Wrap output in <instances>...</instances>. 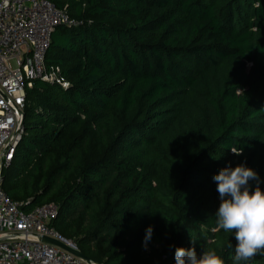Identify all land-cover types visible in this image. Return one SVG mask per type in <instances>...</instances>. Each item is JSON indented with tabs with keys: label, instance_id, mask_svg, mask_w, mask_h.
Instances as JSON below:
<instances>
[{
	"label": "trees",
	"instance_id": "1",
	"mask_svg": "<svg viewBox=\"0 0 264 264\" xmlns=\"http://www.w3.org/2000/svg\"><path fill=\"white\" fill-rule=\"evenodd\" d=\"M48 1L77 22L44 58L68 86L25 89L2 189L24 211L57 204L52 225L101 264H142L145 243L150 264L176 248L234 264L213 177L243 164L264 191V0Z\"/></svg>",
	"mask_w": 264,
	"mask_h": 264
},
{
	"label": "built area",
	"instance_id": "2",
	"mask_svg": "<svg viewBox=\"0 0 264 264\" xmlns=\"http://www.w3.org/2000/svg\"><path fill=\"white\" fill-rule=\"evenodd\" d=\"M59 24L77 22L48 0H0V264H101L49 241L80 252L52 225L57 204L45 202L24 211L1 187V170L24 134L25 89L33 79L68 86L59 67H47L44 60Z\"/></svg>",
	"mask_w": 264,
	"mask_h": 264
},
{
	"label": "clouds",
	"instance_id": "3",
	"mask_svg": "<svg viewBox=\"0 0 264 264\" xmlns=\"http://www.w3.org/2000/svg\"><path fill=\"white\" fill-rule=\"evenodd\" d=\"M231 151L235 155L243 153L242 148H231ZM213 180L221 200L215 214L217 230L235 233L234 264L264 253V191L259 187L258 174L241 164L222 169ZM250 180L257 182L254 191L250 190ZM151 235L149 227L145 239L149 240ZM175 264H224V261L214 250L204 251L198 258L195 248H176Z\"/></svg>",
	"mask_w": 264,
	"mask_h": 264
},
{
	"label": "rangeland",
	"instance_id": "4",
	"mask_svg": "<svg viewBox=\"0 0 264 264\" xmlns=\"http://www.w3.org/2000/svg\"><path fill=\"white\" fill-rule=\"evenodd\" d=\"M26 153V152H25ZM28 154V152L26 153ZM23 164V159L20 160V162L17 163V166H21ZM150 246L149 244L145 243L143 245V255H142V264H150L151 263V258H150Z\"/></svg>",
	"mask_w": 264,
	"mask_h": 264
},
{
	"label": "water",
	"instance_id": "5",
	"mask_svg": "<svg viewBox=\"0 0 264 264\" xmlns=\"http://www.w3.org/2000/svg\"><path fill=\"white\" fill-rule=\"evenodd\" d=\"M49 241H50L51 243L61 245V246H62L63 248H65L66 250H68V251H70V252H72V253H74V254H76V255H79V256H81V257H84V258H86V259H89V258H87L86 256H84L81 252L71 250L70 248H68V247H66V246H64V245H62V244H59L58 242H56V241H54V240L49 239ZM89 260H92V259H89Z\"/></svg>",
	"mask_w": 264,
	"mask_h": 264
}]
</instances>
